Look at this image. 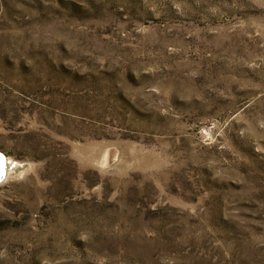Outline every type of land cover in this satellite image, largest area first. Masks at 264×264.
<instances>
[{
    "label": "rangeland",
    "instance_id": "1",
    "mask_svg": "<svg viewBox=\"0 0 264 264\" xmlns=\"http://www.w3.org/2000/svg\"><path fill=\"white\" fill-rule=\"evenodd\" d=\"M0 264H264V0H0Z\"/></svg>",
    "mask_w": 264,
    "mask_h": 264
},
{
    "label": "water",
    "instance_id": "2",
    "mask_svg": "<svg viewBox=\"0 0 264 264\" xmlns=\"http://www.w3.org/2000/svg\"><path fill=\"white\" fill-rule=\"evenodd\" d=\"M0 158L6 163V155L0 152ZM6 166L3 167V172L0 173V183L5 179L6 173H5Z\"/></svg>",
    "mask_w": 264,
    "mask_h": 264
},
{
    "label": "bare ground",
    "instance_id": "3",
    "mask_svg": "<svg viewBox=\"0 0 264 264\" xmlns=\"http://www.w3.org/2000/svg\"><path fill=\"white\" fill-rule=\"evenodd\" d=\"M6 166L5 168V173L8 172V169L10 167V165H8V161L6 159V163L0 158V173L3 172V167Z\"/></svg>",
    "mask_w": 264,
    "mask_h": 264
}]
</instances>
